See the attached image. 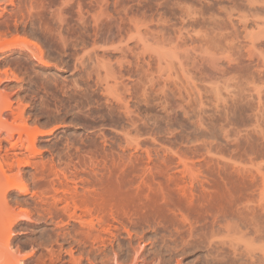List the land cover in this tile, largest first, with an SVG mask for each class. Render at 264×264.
Here are the masks:
<instances>
[{"label":"rangeland","instance_id":"rangeland-1","mask_svg":"<svg viewBox=\"0 0 264 264\" xmlns=\"http://www.w3.org/2000/svg\"><path fill=\"white\" fill-rule=\"evenodd\" d=\"M62 13L71 20L63 35L54 19ZM157 57L173 63L160 66ZM0 79V106L8 99L12 108L2 118L50 132L30 156L65 181L69 200L59 208L67 201L74 210L73 197L90 187H110L100 182L110 169L114 188L127 191L113 192L117 217L102 228L95 222L93 242L69 214L50 220L55 193L35 181V166H14L9 174L30 188L5 191L0 180V264H264V0H0ZM109 90L122 104L115 98L109 107ZM15 133L9 142L28 144ZM6 136L0 140L9 147ZM184 187L187 198L177 192ZM92 245L106 260L98 249L87 254ZM138 251L147 263L134 261Z\"/></svg>","mask_w":264,"mask_h":264},{"label":"bare ground","instance_id":"bare-ground-1","mask_svg":"<svg viewBox=\"0 0 264 264\" xmlns=\"http://www.w3.org/2000/svg\"><path fill=\"white\" fill-rule=\"evenodd\" d=\"M78 8V7H77ZM49 10V9H48ZM77 10V9H76ZM94 10V9H93ZM79 11H80V9H79ZM82 11V10H81ZM81 11H80V13H76V15L78 14V18H79V20L80 21H82V20H85L84 18V16H83V11H82V13H81ZM53 12V11H52ZM63 12V11H62ZM86 12V11H85ZM64 13V12H63ZM60 14L59 16L57 15V18L54 16V14H53V17H55L54 19H55V22L57 23L56 25L58 26H56L55 25V27L59 30V32L60 33H62V35H63V32H62V29H64L63 28V23H65V22H68V19H69V21H71L70 20V18H69V16H66V15H64V14ZM69 14V13H68ZM42 15V14H41ZM93 14H91V16H92ZM73 16V15H72ZM93 17V16H92ZM5 18V17H4ZM51 17H49V19H50ZM76 19V18H75ZM97 19V18H96ZM51 20V19H50ZM77 20V19H76ZM78 20V21H79ZM72 21H73V19H72ZM50 22V21H49ZM54 22V21H53ZM55 22H54V24H55ZM69 23V22H68ZM46 24V23H45ZM47 25V24H46ZM74 25V24H73ZM45 26V25H44ZM93 26V25H92ZM54 27V29H56ZM96 31V30H95ZM51 32H53V30L51 31ZM58 32V31H57ZM59 33V35H61ZM96 33V32H95ZM52 34V33H51ZM55 34V33H54ZM90 34V33H89ZM57 35V34H56ZM66 36V35H65ZM57 37H58V35H57ZM62 37V38H61ZM60 38H61V40L60 41H62L63 40V42H64V36H61ZM77 37V36H76ZM71 39V38H70ZM59 40V39H58ZM66 40V39H65ZM57 44H58V42H57ZM38 47V46H37ZM29 49V48H28ZM39 50V49H38ZM30 52V51H29ZM40 52V51H39ZM156 52V51H155ZM161 52V51H160ZM31 53V52H30ZM32 53H33V51H32ZM68 53V52H67ZM76 53V52H75ZM40 54V53H39ZM164 53H162V55H163ZM34 55L36 56V54L34 53ZM38 56V55H37ZM138 56H140V55H138ZM159 56V55H158ZM164 56H165V54H164ZM40 57V56H39ZM144 57V56H143ZM156 57V56H155ZM167 57V56H166ZM173 57V56H172ZM41 58V57H40ZM76 58V57H75ZM78 58V57H77ZM158 58V57H157ZM168 58V57H167ZM176 58V57H175ZM170 59V58H169ZM169 59H165V58H163V57H159L158 59H156V60H158V62H159V65L161 66V64H163L165 61V63H166V66H169L170 64H172L170 61H172V60H169ZM76 60V59H75ZM142 60V59H141ZM141 60H138V61H136V62H138V70H139V72H140V70H141V68H142V62L143 61H141ZM168 60H169V62H170V64L169 63H167L168 62ZM175 60V59H174ZM177 60V59H176ZM175 60V61H176ZM77 61V60H76ZM149 61V60H148ZM77 62H79V60L77 61ZM147 63V62H146ZM156 63V62H155ZM131 64V63H130ZM78 65V64H77ZM81 65V64H80ZM135 65V64H134ZM144 66V65H143ZM158 66V65H157ZM163 66H165V65H163ZM162 66V67H163ZM171 67V66H170ZM164 68V67H163ZM173 68H174V66H173ZM79 69V68H78ZM136 69V70H137ZM161 69V68H160ZM165 69V68H164ZM126 70V69H125ZM168 70H169V68H168ZM143 71V70H142ZM141 71V72H142ZM170 75H172V73L170 74ZM4 76H5V74H4ZM89 76V78H90V75H88ZM139 76V75H138ZM7 77H8V73H7ZM87 77V76H86ZM92 77V76H91ZM98 77H99V75H98ZM122 77V76H121ZM10 78V77H9ZM8 78V79H9ZM88 78V79H89ZM142 79V77L141 78H139V81H138V79H137V82H140V80ZM3 80V79H2ZM1 79H0V82L2 81ZM98 81H99V79H98ZM105 81V80H104ZM86 82H88L87 80H84V85L86 86L87 85V83ZM107 82V81H106ZM82 83H83V81H82ZM128 83V82H127ZM141 83V82H140ZM139 83V84H140ZM92 84V83H91ZM108 84V83H107ZM136 84V83H135ZM72 85V84H71ZM84 85H80L78 82H77V84H76V86H75V88H74V92H73V95H76V96H79L78 95V92H80V90H81V88H84L83 86ZM127 85V84H126ZM109 86V85H108ZM137 87H138V83H137V85H136ZM135 86V87H136ZM140 86V85H139ZM101 87V86H100ZM106 88V87H105ZM104 88V89H105ZM86 89V88H85ZM103 89V90H104ZM108 89H109V87H108ZM108 89L106 88L105 90H107L108 91ZM128 89H129V87H128ZM143 89V88H142ZM138 90H139V88H138ZM71 91V90H70ZM82 91V90H81ZM140 91H141V88H140ZM90 92V91H89ZM65 93H67V91L65 92ZM113 93H115V94H117L116 92H115V90H114V92L111 90H109V96L110 95H112ZM138 93V92H137ZM142 93H143V91H142ZM71 94H72V92H71ZM112 95V96H114L113 98H108L107 99V102H109V107H114L113 105H115V103H114V99L116 100V101H118V100H120V97L122 96H117V95ZM122 94V93H121ZM65 95V94H64ZM67 95V94H66ZM73 95H71V96H73ZM83 96H84V94H82ZM85 95H86V93H85ZM89 95V94H88ZM119 95H120V93H119ZM124 95V94H123ZM138 95V94H137ZM141 95V94H140ZM70 96V97H71ZM92 96V95H91ZM143 97H144V95H142ZM107 97V96H106ZM124 97V96H123ZM4 98V97H3ZM85 98H87L88 99V97H86L85 96ZM85 98H83L84 100H85ZM42 99V98H41ZM140 99H142V97L140 98ZM69 100H70V98H69ZM68 99L66 100V101H69ZM82 100V99H81ZM106 100V99H105ZM56 101V100H55ZM66 101H65V104L64 105H66ZM87 100H85V102H86ZM125 100H124V98H123V102H124ZM143 102H144V100H142ZM63 102H64V100H63ZM71 102H72V100H71ZM71 102H69V103H71ZM120 104H122V99L120 100ZM126 102V101H125ZM140 102V101H139ZM18 103V102H17ZM21 103V102H20ZM23 103V102H22ZM21 103V104H22ZM68 103V102H67ZM87 103H89V102H87ZM119 103V102H118ZM2 105L0 106V133L2 132V131H6L7 132V134H8V136H6L5 137V139H7V141L9 142V137H11L12 138V136L14 135V133L15 132H18L19 133V135H20V137L22 136V134L23 133H25L26 134V140H27V142H28V144H23V139H25V138H23L22 139V141L19 143V142H15V141H11V142H9V144H10V146L9 147H6L5 145V147L2 145L3 143V140H4V138H3V140H2V142H1V140H0V180L4 183V185H3V187H4V190L5 191H9L12 187H16V188H18L19 189V192H20V194H26L29 190V188H30V186H29V188L25 185V184H21V185H18L16 182H17V180L18 181H20L19 180V173H21V172H18V178L16 177V174H14L13 176L12 175H10L9 173H10V171L12 172L13 170V167L15 166V167H17L18 168V170H20L21 171V168L22 167H26V166H35V171L36 172H34V170L32 171V173H31V175H33L34 176V179H35V181L37 180L38 182H40L41 180H44L43 182L46 184V185H48V186H50V187H48V186H43L41 183H43L42 181H41V183H39V184H41L42 185V187L43 188H45V189H53V191H54V193L55 194H53L52 196V202L50 201V202H48L49 200H48V198H46L45 196V198L47 199V202H48V204H49V208H47V211H49L48 212V217H50L51 219L50 220H52V218H54L55 217V215H58L57 217H59L60 215H62V213H67V214H69V216L70 217H72L71 219L73 220V218L74 219H77L78 221L77 222H79V221H81L80 223L81 224H83L84 226H85V224H86V226H88L89 227V233L87 232V234H88V236L89 235H92L93 236V230H95L96 228H95V222H96V224H98V226H101V225H99L100 223L101 224H106V222H108L109 221V219H110V217H113L114 216V214L116 215L117 213H114V212H116V210H114V209H116V207H114L113 208V198H114V200H115V198H117L116 196L117 195H119V193L118 192H125V191H123V190H120L119 188H114V185H116V184H118L117 182L114 184L113 183V181H112V179H113V175H112V172L113 173H115L116 174V172L115 171H110L109 170V177H106V179H104V178H101L100 179V182H103V183H105L103 186H110V187H102V188H104V190H98V189H93V188H89V189H86V190H88V191H86L85 189V191L86 192H84V193H82V192H80L79 190V192L80 193H82L80 196H77L75 193H76V191L75 192H73V195L72 196H74L75 195V197L76 198H74L73 197V209L74 210H70V208H71V205H70V202H67L66 201V205L65 206H63L62 208H59V206H58V204L59 203H61L64 199L65 200H69L67 197H66V193H67V188L66 189H64L65 187H63V183H64V185H65V181H63L62 179H59V180H56L55 178V176H57V173L55 174V172H53V170L50 168V170H48L47 171V169H45V166H44V168L43 169H39L41 166H43V165H40V163L39 164H37L38 162L37 161H34V160H31V156H30V154L31 153H35L34 151H36L37 149H36V141H37V139H38V137L40 136V135H43V134H47V133H50V132H48V131H46L45 133L43 132V131H41V129L39 130H31L30 128H28V127H22L25 123H23V125H21V127H16V125H13V123L11 124L10 123V121H8L7 120V118H2V112L4 111V110H7V109H12L11 108V102L7 99V100H4L2 103H1ZM101 104V103H100ZM117 104V103H116ZM124 104V103H123ZM58 105V104H57ZM56 105V106H57ZM70 105V104H69ZM84 102L82 101H76L75 102V104H74V107H76L77 109H82V107H84ZM108 104H106V106H107ZM24 106H25V104H24ZM116 106V105H115ZM120 106H122V105H120ZM124 106H126V105H124ZM19 107V106H18ZM55 107V106H54ZM108 107V106H107ZM106 107V108H107ZM117 107H119V106H117ZM15 108V107H14ZM21 108V107H20ZM58 108H60V106L58 107ZM97 108V107H96ZM116 108V107H115ZM120 108V107H119ZM16 109V108H15ZM15 109H13V110H15ZM19 109V108H18ZM15 110V111H17V113H18V111L19 110ZM80 109V110H81ZM92 109H94V108H92ZM92 109L90 108V110L92 111ZM127 109H128V107H127ZM58 110V109H57ZM122 110V109H121ZM124 110H126V108L124 107ZM124 110H122V111H124ZM9 112V111H8ZM58 112V111H57ZM65 112V111H64ZM75 112H77V111H75ZM22 113V112H21ZM21 113L19 114L20 115V118H21ZM138 113V112H137ZM140 113V112H139ZM142 113V112H141ZM53 114V113H52ZM87 114V113H86ZM13 115V114H12ZM16 115V114H15ZM19 115H18V117H19ZM75 115V114H74ZM140 115V114H139ZM88 116V115H87ZM91 116V115H90ZM10 117H11V115H10ZM18 117H17V119H18ZM28 117V116H27ZM112 117V116H111ZM14 118H15V116H14ZM13 119V118H12ZM85 119V118H84ZM94 119V118H93ZM101 119V118H100ZM10 120V119H9ZM14 120V119H13ZM138 120H140V118L138 119ZM20 121V120H19ZM86 121H89V120H86ZM13 122V121H12ZM140 122H142L141 120H140ZM16 123V122H15ZM15 126V127H14ZM41 126V125H40ZM35 127V126H34ZM98 127V126H97ZM102 127V126H101ZM32 128V127H31ZM36 128V127H35ZM53 129L55 128V127H52ZM52 128H51V131H52ZM53 132V131H52ZM99 132V131H98ZM101 133V132H100ZM6 134V133H5ZM15 134H17V133H15ZM25 134H23V136L25 135ZM99 134V133H98ZM17 136V135H16ZM14 137V136H13ZM20 137H18V139L20 138ZM14 139V138H13ZM25 140V141H26ZM6 141V140H5ZM18 141H20V140H18ZM72 143V142H71ZM82 143V142H81ZM88 144V143H87ZM67 146V145H66ZM103 146V145H102ZM4 147V148H3ZM68 148V147H67ZM85 148V147H84ZM24 149L28 152H25L24 151ZM72 149V148H71ZM104 149V148H103ZM99 150V149H98ZM2 152H4V153H2ZM38 152V151H37ZM74 152V151H73ZM100 152V151H99ZM95 153V152H94ZM106 153V152H105ZM77 154V153H76ZM83 155V154H82ZM88 155V154H87ZM91 155H93V154H91ZM112 155V154H111ZM110 155V156H111ZM115 155V154H114ZM67 156V155H66ZM65 156V157H66ZM104 156V155H103ZM94 157V156H93ZM92 156H91V158H93ZM96 157V156H95ZM116 157V156H115ZM100 158V157H99ZM109 158V157H108ZM84 159V158H83ZM82 159V160H83ZM110 159H111V157H110ZM115 159V158H114ZM117 159V158H116ZM120 159V158H119ZM118 159V160H119ZM37 160V159H36ZM91 160V159H90ZM118 160L116 161V160H114L115 161V163H114V165H115V167L116 166H118L117 164H119L118 163ZM121 160H123V163H124V159L123 158H121L120 159V166L118 167V168H120V167H122L121 166V163H122V161ZM129 160V159H128ZM81 161V160H80ZM96 161H99L98 160V158L96 159ZM103 161V160H102ZM134 161V160H133ZM35 162H37V163H35ZM90 162V161H89ZM129 162V161H128ZM52 163V162H51ZM62 163V162H61ZM72 163V162H71ZM77 163V162H76ZM92 164H93V161L91 162ZM95 163H97V162H95ZM100 163V162H99ZM109 163H110V161H109ZM135 163V162H134ZM37 164V165H36ZM54 164V163H53ZM60 164V163H59ZM105 164V163H104ZM103 164V165H104ZM127 163L125 162L124 163V168H125V165H126ZM46 165V164H45ZM77 165V164H76ZM78 165H79V163H78ZM83 165H84V163H83ZM83 165H81V166H83ZM88 165V164H87ZM96 165V164H95ZM100 165V164H99ZM108 165V164H107ZM112 165H113V162H112ZM114 165H113V167H114ZM37 166H39V167H37ZM57 166V165H56ZM73 166V165H72ZM75 166V165H74ZM80 166V165H79ZM80 166V167H81ZM91 166H93V165H91ZM66 167H68V166H66ZM65 167V168H66ZM77 167V166H76ZM84 167V166H83ZM100 167V166H99ZM103 167V166H102ZM104 167H105V165H104ZM107 167V166H106ZM114 167V168H115ZM127 167V166H126ZM20 168V169H19ZM42 168V167H41ZM47 168V167H46ZM78 168V167H77ZM113 168V169H114ZM117 168V167H116ZM117 168V169H118ZM48 169H49V167H48ZM62 169V168H61ZM79 169V168H78ZM77 169V170H78ZM82 169V168H81ZM80 169V170H81ZM89 169H91V167L89 168ZM101 169V168H100ZM17 170V171H18ZM38 170H39V172H40V174H39V172H38ZM52 170V171H51ZM55 170V169H54ZM74 170V169H73ZM83 170V169H82ZM94 170V169H93ZM105 170H106V168H105ZM119 170V169H118ZM121 170H123V168L121 169ZM85 171V170H84ZM97 171V170H96ZM108 171V170H107ZM34 172V173H33ZM38 172V173H37ZM57 172V171H56ZM74 172H77L76 170L74 171ZM88 172V171H87ZM94 172V171H93ZM124 172H125V170H124ZM15 173V172H14ZM36 173H37V175H36ZM52 173H54V179H52L51 180V178H53V176H52ZM66 173V172H65ZM95 173V172H94ZM93 173V174H94ZM98 173V172H97ZM119 173V172H118ZM126 173V172H125ZM39 174V175H38ZM63 174V173H62ZM72 174V173H71ZM92 174V175H93ZM106 174H107V172H106ZM123 174V173H122ZM64 175V174H63ZM82 175V174H81ZM110 175H111V177H110ZM119 175V174H118ZM50 176H52L51 178H50ZM71 176V175H70ZM97 176V175H96ZM99 176V175H98ZM124 176V175H123ZM15 177H16V180H15ZM58 177H59V175H58ZM67 177V176H66ZM65 177V178H66ZM90 177H91V175H90ZM116 177V176H115ZM114 177V178H115ZM22 178V177H21ZM20 178V179H21ZM50 180H49V179ZM61 178V177H60ZM77 178H78V176H77ZM82 178V177H81ZM89 178V177H88ZM88 178H87V180H88ZM110 178V179H109ZM112 178V179H111ZM23 179V178H22ZM21 179V180H22ZM47 179H48V183H47ZM58 179V178H57ZM64 179V178H63ZM69 179H71L70 177H69ZM72 179H74V178H72ZM76 179V178H75ZM74 179V180H75ZM79 179V178H78ZM77 179V180H78ZM91 179V178H90ZM93 179L94 180H96L95 182L97 183V181H98V178L97 179H95L94 177H93ZM173 179V178H172ZM172 179H171V181H172ZM40 180V181H39ZM63 182H62V181ZM65 180V179H64ZM81 180V179H80ZM84 180V179H83ZM86 180V181H87ZM102 180V181H101ZM182 180V179H181ZM0 181V182H1ZM71 181V180H70ZM76 181V180H75ZM74 181V182H75ZM92 181V180H91ZM115 181V180H114ZM123 181V180H122ZM126 181V180H125ZM173 181H174V179H173ZM1 182V183H2ZM21 182V181H20ZM24 182V181H23ZM33 182V181H32ZM72 182V181H71ZM74 182H73V184H74ZM84 182V181H83ZM124 182V181H123ZM127 182V181H126ZM176 182V181H175ZM0 183V184H1ZM2 183V184H3ZM22 183V182H21ZM25 183V182H24ZM37 183V182H36ZM67 183V182H66ZM88 183V182H87ZM89 183H92V182H89ZM95 183V184H96ZM122 183V182H121ZM17 184V185H16ZM27 184V183H26ZM39 184H36V185H39ZM70 184V183H69ZM69 184H67V185H69ZM102 184V183H101ZM177 184V183H176ZM72 185V184H71ZM111 185H113V189H112V187H111ZM122 185V184H121ZM121 185H120V188H121ZM124 185V184H123ZM35 186V185H34ZM73 186V185H72ZM177 186H179V185H177ZM2 187V186H1ZM37 187V186H36ZM84 187V186H83ZM87 187V186H86ZM117 187V186H116ZM73 188V187H72ZM88 188V187H87ZM2 189V188H1ZM46 190V192L47 191H49V190ZM70 189V188H69ZM69 189H68V193H69ZM77 189V188H76ZM82 189V188H81ZM187 189V188H186ZM186 189H185V187H184V189L183 188H180L179 189V191H177L179 194L180 193H182V195H183V197L185 196H188L187 195V192H186ZM3 189H2V193H3V191H4ZM37 190V189H36ZM40 190V189H39ZM38 190V191H39ZM41 190H43V189H41ZM50 190V191H51ZM72 190V189H71ZM83 190V191H84ZM144 190H145V188H144ZM45 191V190H44ZM138 191H139V189H138ZM190 191V190H189ZM42 192V191H41ZM113 192H117L116 193V196L114 197L113 196ZM129 192V191H128ZM1 193V194H2ZM6 193V192H5ZM4 193V194H5ZM37 193V192H36ZM40 193V192H39ZM43 193V192H42ZM65 193V194H64ZM126 194H127V191L125 192ZM124 193V194H125ZM139 193V192H138ZM4 194L3 195H0V196H4ZM38 194V193H37ZM121 194V193H120ZM123 194V193H122ZM123 194V195H124ZM125 194V195H126ZM148 194H149V192H148ZM6 195V194H5ZM44 195V194H43ZM47 195H49V194H47ZM122 195V197H124ZM128 195H130V194H128ZM28 196V195H27ZM50 196H51V194H50ZM127 196V195H126ZM148 196V195H147ZM154 196V195H153ZM38 198H39V194H38V196H37ZM69 197V196H68ZM184 197V198H185ZM4 197H2V199H3ZM146 198H148V197H146ZM149 198H151V197H149ZM187 198V197H186ZM25 199V198H24ZM40 199V198H39ZM38 199V200H39ZM42 199V198H41ZM77 199H79L77 202H76V200ZM118 201H119V196H118ZM117 199H116V201H117ZM124 199H126V198H124ZM191 199V198H190ZM6 200V199H5ZM43 200V199H42ZM121 200V199H120ZM122 200H123V198H122ZM128 200V199H127ZM27 201V200H26ZM36 201V200H35ZM43 202V201H42ZM78 202H80V203H78ZM122 202V201H121ZM6 203V202H5ZM40 203H41V201H40ZM119 203H120V201H119ZM123 203H124V200H123ZM42 204V203H41ZM44 204V203H43ZM118 204V203H117ZM45 205V204H44ZM119 206V205H118ZM45 208V207H44ZM49 209V210H48ZM53 209H55V210H53ZM126 209V208H125ZM164 209V208H163ZM189 209V208H188ZM77 210H80L81 211V213L79 214L78 212H77ZM113 210H114V212H113ZM118 210V209H117ZM128 210V209H127ZM21 211H22V209H21ZM55 211H57V212H55ZM71 211V212H70ZM123 211V210H122ZM54 212H55V214H54ZM117 212H119L120 213V211H117ZM29 213V212H28ZM57 213V214H56ZM23 214V213H22ZM68 216V217H69ZM85 216H89L90 218H89V220L87 219H83V218H85ZM125 216V215H124ZM24 217V216H23ZM116 217H117V215H116ZM120 217V216H119ZM27 219V218H26ZM68 220V219H67ZM111 220V219H110ZM53 221H54V219H53ZM59 221V220H58ZM73 221H76V220H73ZM120 221V220H119ZM215 221V220H214ZM99 222V223H98ZM112 222V221H111ZM110 222V223H111ZM116 222V221H115ZM125 222V221H124ZM50 223V222H49ZM58 223H60V222H58ZM79 223V224H80ZM85 223V224H84ZM112 224V223H111ZM184 224V223H183ZM193 224V223H192ZM56 225L57 226H59L57 223H56ZM108 225H109V223H108ZM83 226V227H84ZM85 226V227H86ZM112 226V225H111ZM84 227V228H85ZM87 227V228H88ZM109 228H110V226H108ZM185 227V226H184ZM192 228H193V226H191ZM80 228H82V227H80ZM101 228H102V226H101ZM109 228H108V230H109ZM114 228V227H113ZM157 228V227H156ZM190 228V227H189ZM188 228V229H189ZM195 228H196V226H195ZM83 229V228H82ZM184 229V228H183ZM80 230V229H79ZM99 230V229H98ZM104 231L103 232H105L107 229L105 228V229H103ZM9 231H11V230H9ZM83 231V230H82ZM160 231V230H159ZM190 231V230H189ZM85 232V231H84ZM99 232V231H98ZM102 232V231H101ZM100 232V233H101ZM102 232V233H103ZM158 232V231H157ZM191 232V231H190ZM80 233V232H79ZM82 234H83V232H81ZM95 233V232H94ZM99 233V234H100ZM101 233V234H102ZM106 233H109V232H106ZM85 234V233H84ZM83 234V235H84ZM96 234V233H95ZM104 234V233H103ZM110 234H112V233H110ZM131 234V233H130ZM9 235V234H8ZM83 235H82V237H83ZM86 235V234H85ZM97 235V238H98V234H96ZM96 235H95V238H94V236L92 237L91 236V238H92V241L94 242V240H95V242H96V240H98V239H96ZM180 235V234H179ZM87 236V235H86ZM85 236V237H86ZM87 236V237H88ZM103 236V235H102ZM102 236H99V237H102ZM90 237V236H89ZM88 237V238H89ZM105 237V236H104ZM104 237H102V238H104ZM88 238H86V239H88ZM90 238V239H91ZM93 238H94V240H93ZM182 238V237H181ZM190 238V237H189ZM80 239V238H79ZM90 239H88V240H90ZM105 239V238H104ZM108 239V238H107ZM83 240H84V238H83ZM190 240V239H189ZM91 241V240H90ZM104 241V240H103ZM102 241V242H103ZM106 241V240H105ZM174 241V240H173ZM179 241V240H178ZM185 241V240H184ZM74 242V241H73ZM80 242H81V240H80ZM89 242V241H88ZM186 242V243H185ZM185 242H183L182 244L184 245V243H185V246H182V248H180V250H181V252L182 253H184L185 251H186V248H187V246L186 245H188V243H189V241H188V239H187V241H185ZM83 243V242H82ZM113 243V242H112ZM111 244V243H110ZM168 244V243H167ZM166 244V241H165V244L162 246L163 247V249H166V251H168V250H171L173 247H172V245L173 244H170L171 246H169V244L167 245ZM178 244V243H177ZM190 244V243H189ZM85 245V244H84ZM103 247H106L105 248V250H108L107 249V244H105L104 242H103ZM132 245V244H131ZM159 245H161V244H159ZM134 246V245H133ZM10 247V246H9ZM84 247V246H83ZM102 247V248H103ZM129 247V246H128ZM178 246H176V248H177ZM80 248V247H79ZM122 248V247H121ZM130 248V247H129ZM135 248V247H134ZM60 249V248H59ZM88 249V248H87ZM95 249H98V251H102V252H104V253H102L103 255L105 254V250H101V248H99V247H96L95 245H92V247H91V250L89 251V253H87V254H89V256L91 257L92 256V253H94V250ZM112 249V248H111ZM131 249H133V248H131ZM136 249V248H135ZM174 249H175V247H174ZM178 249V248H177ZM66 250H69V249H66ZM73 250V249H72ZM71 249L69 250L70 251V255L72 256L73 255V251H72ZM123 250V249H122ZM130 250V249H129ZM128 250V251H129ZM141 250V249H140ZM173 250V249H172ZM135 251V250H134ZM54 252V251H53ZM88 252V251H87ZM97 252V251H96ZM109 252V251H108ZM139 252V251H138ZM138 252H137V257L135 258V256H134V261L136 260L137 261V259L139 258V256H140V258H142L141 256H143V258L142 259H140V261H146V260H148L147 258H146V256L144 255V253L142 252L141 254H140V252H139V254H138ZM165 252V251H164ZM173 252V251H172ZM181 252H178V253H181ZM146 253V252H145ZM174 253V252H173ZM177 253V254H178ZM181 253V254H182ZM54 254V253H53ZM56 254H57V252H56ZM81 254H82V251H81ZM87 254H86V256H87ZM91 254V255H90ZM95 254V253H94ZM101 254V253H100ZM132 254V253H131ZM134 254V253H133ZM55 256V255H54ZM89 256H87V258L89 257ZM159 256V255H158ZM53 257V256H52ZM74 257V255L72 256V258ZM94 257V256H93ZM102 257V256H101ZM108 257V256H107ZM107 257H105V255H104V258H105V260H106V258ZM114 257V256H113ZM160 257V259L161 260H163V256H162V254L159 256ZM80 259L81 258H83V256H80L79 257ZM86 258V259H87ZM56 259V258H55ZM58 259V258H57ZM76 260H74V258L72 259V260H74L73 262H75V261H77L78 260V258H75ZM89 259V258H88ZM91 259V258H90ZM112 259V258H111ZM129 259V258H128ZM159 259V260H160ZM61 260V259H60ZM71 260V261H72ZM100 260V259H99ZM108 260V259H107ZM131 260V259H130ZM80 261V260H79ZM78 261V262H79ZM82 261V260H81ZM80 261V262H81ZM91 261V260H90ZM93 261V260H92ZM91 261V262H92ZM103 261H104V259H103ZM79 262V263H80ZM83 262V261H82ZM89 262V261H88ZM96 262V261H95ZM138 262V261H137ZM133 263V262H132ZM146 263H147V261H146ZM19 264H24L23 262H20ZM76 264H77V262H76ZM81 264V263H80ZM83 264V263H82ZM93 264V263H92ZM135 264V263H134Z\"/></svg>","mask_w":264,"mask_h":264}]
</instances>
